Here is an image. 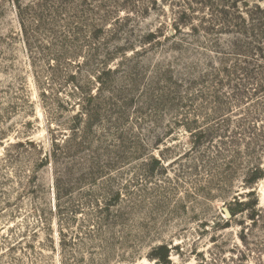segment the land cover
Here are the masks:
<instances>
[{
    "label": "rangeland",
    "instance_id": "374dc122",
    "mask_svg": "<svg viewBox=\"0 0 264 264\" xmlns=\"http://www.w3.org/2000/svg\"><path fill=\"white\" fill-rule=\"evenodd\" d=\"M0 264H264V0H0Z\"/></svg>",
    "mask_w": 264,
    "mask_h": 264
},
{
    "label": "trees",
    "instance_id": "16d2710c",
    "mask_svg": "<svg viewBox=\"0 0 264 264\" xmlns=\"http://www.w3.org/2000/svg\"><path fill=\"white\" fill-rule=\"evenodd\" d=\"M255 172V176H254V180L259 179L261 177H263V171L258 167L256 168ZM253 193H250V195H252ZM248 207H250L247 204H242L239 203L238 208H231V216L232 218H234L238 213L243 212L244 210H246Z\"/></svg>",
    "mask_w": 264,
    "mask_h": 264
}]
</instances>
